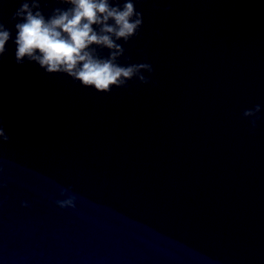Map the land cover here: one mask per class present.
I'll return each instance as SVG.
<instances>
[{"label": "water", "instance_id": "95a60500", "mask_svg": "<svg viewBox=\"0 0 264 264\" xmlns=\"http://www.w3.org/2000/svg\"><path fill=\"white\" fill-rule=\"evenodd\" d=\"M21 2L0 0L13 39ZM136 8L121 63H151L148 85L97 93L7 43L0 264H264V0ZM68 186L74 210L53 203Z\"/></svg>", "mask_w": 264, "mask_h": 264}, {"label": "clouds", "instance_id": "9594fccd", "mask_svg": "<svg viewBox=\"0 0 264 264\" xmlns=\"http://www.w3.org/2000/svg\"><path fill=\"white\" fill-rule=\"evenodd\" d=\"M137 2L139 0H55L62 6L52 8L45 15L42 4L46 7L47 0H22L8 21L14 22V39L12 29L0 19V61L7 52V43L12 40L17 65L26 61L34 63L46 74L66 75L97 93H111L113 88L127 89L129 81L133 80L142 85L151 84L154 74L151 63H121V58L130 60L125 55L124 45L137 37L143 27V13L137 10ZM104 50L107 55L103 54ZM260 111L261 106L255 105L242 113L250 120L253 132ZM10 139L0 122V146ZM6 188L7 184L0 180V196ZM60 196L63 198L53 201L56 207L76 208L77 196L71 186L62 187ZM2 204L0 199V206ZM21 206L31 207L27 201H22Z\"/></svg>", "mask_w": 264, "mask_h": 264}]
</instances>
